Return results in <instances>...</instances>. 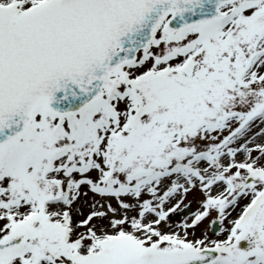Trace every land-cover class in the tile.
<instances>
[{"label": "snow or ice", "instance_id": "6c2138e0", "mask_svg": "<svg viewBox=\"0 0 264 264\" xmlns=\"http://www.w3.org/2000/svg\"><path fill=\"white\" fill-rule=\"evenodd\" d=\"M0 264H264V0H0Z\"/></svg>", "mask_w": 264, "mask_h": 264}]
</instances>
